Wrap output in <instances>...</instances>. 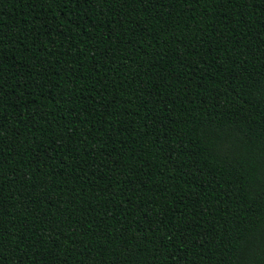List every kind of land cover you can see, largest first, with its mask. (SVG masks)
<instances>
[{
    "label": "trees",
    "instance_id": "trees-1",
    "mask_svg": "<svg viewBox=\"0 0 264 264\" xmlns=\"http://www.w3.org/2000/svg\"><path fill=\"white\" fill-rule=\"evenodd\" d=\"M0 264H264V0H0Z\"/></svg>",
    "mask_w": 264,
    "mask_h": 264
}]
</instances>
